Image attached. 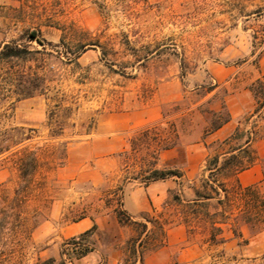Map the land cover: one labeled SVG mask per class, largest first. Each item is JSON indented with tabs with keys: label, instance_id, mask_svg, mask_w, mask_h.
<instances>
[{
	"label": "rangeland",
	"instance_id": "374dc122",
	"mask_svg": "<svg viewBox=\"0 0 264 264\" xmlns=\"http://www.w3.org/2000/svg\"><path fill=\"white\" fill-rule=\"evenodd\" d=\"M32 30L44 45L27 41L25 34ZM5 44L27 45L33 52L0 61V142L18 135L13 128H34L29 142L48 145L56 157L67 141V160L63 169L41 167L35 189L19 201L14 199L15 168L8 152L0 156V208L8 215L0 264L72 257L68 241L83 232L74 222L84 216L89 223L95 220L97 228L85 236L91 250L72 264H118L126 241L140 227L120 223L108 206L117 204L119 187L124 193L128 184L143 182L148 174L153 146L121 153L130 150L129 139L141 127L160 123L166 128L169 121L178 126L180 145L162 152L158 169L183 170L184 152L194 153L189 176L172 178L176 183L158 207L160 221L181 218L186 210L173 197L186 203L192 187L208 178L203 160L215 146L202 145L209 120L204 109H218L229 96L237 114L224 131L241 122L242 141L249 127L264 128V120L251 117L254 101L245 90L264 71V0H0V49ZM32 85H37L32 95L20 94ZM209 85L215 88L201 97ZM60 125L63 135L53 138L51 130ZM119 143L123 147L117 151ZM259 148L264 149V137L254 150ZM83 157L88 158L86 168L111 167L102 172L101 185H72V159ZM194 226L186 243L203 245L206 231ZM148 228L144 264H264V228L244 227L223 248L203 245L197 256L187 259L185 254L183 260L176 258L182 243L156 255L160 232L156 225Z\"/></svg>",
	"mask_w": 264,
	"mask_h": 264
},
{
	"label": "trees",
	"instance_id": "16d2710c",
	"mask_svg": "<svg viewBox=\"0 0 264 264\" xmlns=\"http://www.w3.org/2000/svg\"><path fill=\"white\" fill-rule=\"evenodd\" d=\"M147 3V0H143ZM27 41H36L44 45L39 32L34 30L25 34ZM33 52L28 49L27 45H10L5 44L0 49V61L11 58H22L26 54ZM38 52V50H35ZM76 58L78 57L75 56ZM37 85H32L22 89L23 96H30L34 92ZM215 88V85L205 87L201 97L206 96ZM247 90L251 94L254 107L250 113L251 117H258L264 120V72L257 78L251 81L247 86ZM16 86V90H17ZM212 98L206 102L210 103ZM201 105L197 107L200 108ZM204 111L208 114L209 120L203 130V137L219 129L223 124L230 120V115L223 101L218 109L207 108ZM51 114V113H50ZM185 116V115H184ZM181 117V119L184 118ZM50 119V120H49ZM52 115L48 117V126H51ZM238 122L233 132L223 140H217L208 145V148L215 146L212 153H209L205 159L204 169L209 173L208 178H202L197 187H192L193 197L182 202V199L175 195L173 200L185 208V214L181 218L170 221H160L159 218L148 219L150 224L160 232V240L156 244L162 245L164 242L165 226L172 222L183 223L190 234L191 229L195 228V224L200 225L206 231L203 243L209 247L221 246L225 239L222 236V224H228L232 233L236 237L241 236V227H249L253 231H259L264 228V191L258 185L242 186L237 180V174L253 165L256 161L254 144L263 136V127H249L245 130V137L242 141L239 138L242 135V129ZM72 126V125H71ZM51 128V127H50ZM18 135L12 137L9 143L0 142V156L8 152L10 163L15 168L17 173L18 183L14 190V199H26V193L34 190L33 180L38 170L45 166L47 170H53L62 167L66 161V145L63 146L59 156H55L52 150L48 151V145H39L38 143H30L34 137V128H13ZM52 129V128H51ZM50 135L53 138H59L63 135L64 128L59 126L57 131L51 130ZM27 141L28 143H24ZM130 150L124 151V154L134 153L142 145L146 147L153 146L152 158L153 162L146 170L147 176L142 177L143 182L160 180L167 177L176 176L181 178V171L172 169H158L155 167L157 156L163 150L170 149L180 145V134L175 121H169L166 128H161L160 123H155L143 127L129 139ZM16 148V149H14ZM127 155V156H128ZM5 158V159H6ZM141 168V166H140ZM213 178V179H212ZM45 179V178H44ZM230 182H227L229 181ZM119 192V194H118ZM25 193V195H23ZM116 197V208L113 209L117 219L124 225L139 226L140 230L136 237L130 238L125 244V253L118 264H144V257L150 249L146 242L149 239L147 223L137 222L132 220L129 215L121 208V199L123 195L122 187H119L114 193ZM213 209V211H210ZM7 211L4 207L0 208V237L1 231L5 224L4 220L7 217ZM6 221V220H5ZM96 230V225L93 224L88 230L80 233L78 236H73L68 243L72 245V257L56 260L54 257L39 259L35 264H72L73 259H78L85 256L91 249L85 241V236ZM87 244V245H86ZM224 250L218 252V256L222 257ZM171 264H179L172 262Z\"/></svg>",
	"mask_w": 264,
	"mask_h": 264
},
{
	"label": "crops",
	"instance_id": "0c3cea01",
	"mask_svg": "<svg viewBox=\"0 0 264 264\" xmlns=\"http://www.w3.org/2000/svg\"><path fill=\"white\" fill-rule=\"evenodd\" d=\"M263 59H264V52L262 53V56H261V60ZM263 72L264 71L260 72V74H262ZM245 90L249 93L247 88H245ZM224 104H225V107L228 109L230 120L226 122L225 124H223L219 129L205 136L204 140H202V145L206 149H209L208 145L210 143L217 141V140H223L224 138L229 136L234 130L233 128V130L231 131L230 130L224 131L227 125L231 122L234 113L237 114V112L233 111L231 108V105L229 102V96L224 97ZM213 135L215 136L214 139H212L211 142L208 143L206 141V138L209 136H213ZM263 137H264V134L262 138H260L258 141H261ZM258 141H256V143ZM256 143L254 144V148H255ZM198 144L199 143L197 142L194 143V145H198ZM122 147H123V144L119 143L117 151L122 149ZM176 147L161 151L158 155V158L160 157L162 152L171 151L172 149H175ZM198 149L199 148L196 147V150ZM124 151L125 149L123 148L121 150V153ZM193 154H194L193 151H191L190 149L189 150L186 149V151L184 152L183 161L181 162L184 171L180 169L182 173L181 178H184L185 175L189 176L188 168L190 167V161L194 156ZM208 154H209L208 152L205 154V157L203 160L204 162ZM255 154L257 156L255 163L251 165L250 167L240 171L237 174V180L242 186L258 185L264 191L263 189L264 187V149L259 148L258 151H255ZM87 159H88L87 157L80 158L77 161H74L72 159V176L69 178L72 179L73 186L79 187L86 183L91 186H99L103 183L102 172L104 170L105 171L111 170L110 169L111 167L109 169H106V168L104 169V168L98 167L97 165L86 168L84 166L85 165L84 163L87 161ZM65 165L66 163L62 167L58 168V170L65 168ZM174 177L176 176L167 177V178L155 180V181H150L147 183L135 182V183L128 184V186L125 188V191L122 195L121 208L134 221H136L135 220L136 216L141 215L144 218L143 222L147 223L148 225L150 223L148 219L156 218L157 214L160 212V211L158 212V207L162 205L163 203H166L165 199L167 198L168 193L170 192V190L174 187L176 183V181L172 179ZM108 207H110V211L115 214L113 209L116 208V204H114L113 206L110 205ZM90 221L91 222L89 223L86 220V216H84L80 218L79 220L75 221L74 223L78 224L80 231L84 232L88 230L93 224H95L97 228V224L95 220H90ZM221 227H222V236L224 237L225 242L221 246H218V248L219 247L223 248V246L226 243H228L232 238L236 237L232 233V230L228 224H222ZM244 227L246 226L244 225L241 227V235H242V230ZM252 238H250L249 240L252 241ZM187 239H188V230H187V227L183 223L177 222V221L169 223L168 225L165 226L163 244L156 248V255L165 252V250H167L172 245H175L177 243H182L183 245L180 248V250H178L176 254V258L183 260L182 256L187 254L188 256L187 259H189V258H193L197 256L199 252L201 251L202 246L207 245L206 243H204L203 245L197 244L195 242L186 243ZM249 240L247 241L246 246L250 243Z\"/></svg>",
	"mask_w": 264,
	"mask_h": 264
}]
</instances>
